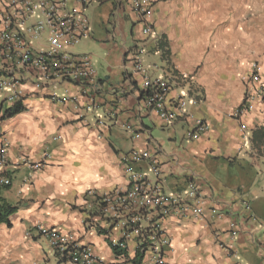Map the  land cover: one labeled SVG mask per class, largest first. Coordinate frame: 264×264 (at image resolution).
<instances>
[{
	"label": "crops",
	"instance_id": "0c3cea01",
	"mask_svg": "<svg viewBox=\"0 0 264 264\" xmlns=\"http://www.w3.org/2000/svg\"><path fill=\"white\" fill-rule=\"evenodd\" d=\"M149 1V36L129 12L130 0H105L86 9L90 35L73 52L85 54L79 49L83 43L99 44L100 55L85 54L97 75L95 91L44 84L34 72L13 68L19 99L8 104V92L0 91V142L7 144L8 165L3 176L11 182L0 188V197L16 210L9 226L0 224V264H65L38 236L36 226L69 234L107 264H136L132 242L125 259L116 258L110 245L119 232L111 230L105 237L107 226L89 208L88 196L126 189L121 157L136 150L154 154L168 196L196 182L205 198L202 218L172 217L163 223L170 238L164 264H264V236L250 218L264 220V0ZM107 5V16L96 15ZM3 6L0 0V15ZM45 42L43 35L30 45L43 52ZM140 43L149 76L168 84L170 121L143 106L140 77L131 71ZM4 65L0 56V70ZM253 66L263 99L249 101L248 111L236 119L233 111L253 88L247 82ZM52 95L68 99L53 101ZM15 103L22 111L3 118ZM197 120L208 130L187 140L185 134ZM20 160L41 167L30 171ZM131 166L152 178L146 162ZM234 166L241 176L248 172L249 179L233 176ZM231 221L237 228L233 240ZM89 222L94 229L86 228ZM137 264L153 263L145 255Z\"/></svg>",
	"mask_w": 264,
	"mask_h": 264
},
{
	"label": "built area",
	"instance_id": "2783aa9c",
	"mask_svg": "<svg viewBox=\"0 0 264 264\" xmlns=\"http://www.w3.org/2000/svg\"><path fill=\"white\" fill-rule=\"evenodd\" d=\"M105 0H4L0 15V56L5 65L0 70V91L6 90V102L11 104L19 99L18 82L13 78V68L20 66L28 72H34L38 82L51 84L62 82L81 88L84 93L95 91L99 87L97 75L93 69L91 58L85 54H75L74 48L90 35V25L86 9L93 3ZM73 3L74 8H69ZM129 12L142 25V34L149 36L151 17L149 0H130ZM35 18L32 25L27 23ZM45 35L46 50L36 52L30 42L40 40ZM27 39L29 41H27ZM145 52L142 43L136 46L131 57V71L140 77L141 100L143 106L156 114L163 121L174 118L165 109L168 84L162 79L149 76L148 69L143 65L141 57ZM3 73V74H2ZM247 82L252 85L243 104L233 111L236 119L241 118L249 108V101L263 99V87L258 68L253 66ZM67 97L51 96L53 101H65ZM183 105V103H181ZM264 128V125H263ZM208 130V125L202 121H195L186 132L185 138H197ZM7 144L0 142V188L10 185L9 178L3 176L8 168L5 151ZM264 153V144H263ZM127 175L128 187L117 189L109 193L99 194L88 192L91 199L89 208L95 211L107 227L104 233L109 239L111 230L119 232V238L112 241L118 260H124L132 242L133 259L137 253L148 256L153 264H164L163 252L170 245L163 223L175 217L177 219H200L204 215L205 198L201 187L196 182H190L181 192L168 196L165 193L162 173L154 154L147 151H131L122 155ZM146 162L152 178L142 172L135 171L132 164ZM18 163L30 171L38 170L41 165L31 164L25 160ZM17 163V164H18ZM16 164V166H17ZM247 212L249 204H244ZM251 220L258 222L264 236V220L259 221L250 215ZM88 230L94 229L93 223L86 224ZM229 238L236 237V224L229 223ZM49 246L51 253L65 264H107L94 253L90 246H83L64 232L44 226L35 228ZM112 250V248H111ZM124 262V261H121ZM117 264V263H112Z\"/></svg>",
	"mask_w": 264,
	"mask_h": 264
},
{
	"label": "trees",
	"instance_id": "16d2710c",
	"mask_svg": "<svg viewBox=\"0 0 264 264\" xmlns=\"http://www.w3.org/2000/svg\"><path fill=\"white\" fill-rule=\"evenodd\" d=\"M22 111V108L20 107L19 104L15 103L14 104V107L8 109V110H5L3 112V115L2 117H11L19 112ZM15 208L9 206L1 197H0V224H5L7 226H9V221H8V218L14 214L15 212ZM114 254H116L117 252L115 251V249L113 247H111ZM142 258V255L137 253V255L135 256V260H134V263H138L140 262Z\"/></svg>",
	"mask_w": 264,
	"mask_h": 264
},
{
	"label": "rangeland",
	"instance_id": "374dc122",
	"mask_svg": "<svg viewBox=\"0 0 264 264\" xmlns=\"http://www.w3.org/2000/svg\"><path fill=\"white\" fill-rule=\"evenodd\" d=\"M109 7L110 6L107 5V6H104L100 9L96 10V15L98 14L100 17L107 16V12L109 11ZM79 49L82 50L85 54H92L93 55V53L98 51V49H100V47H99V44L97 42L90 41L89 43H83ZM98 55H100V54H98ZM93 58H94L93 60L95 61L96 60L95 56H93ZM232 168L233 169H231V172H232L233 176H236L237 178L240 176L243 180H246L242 177L244 175L245 178L249 179L248 172H246V175L244 173H242V176H241V172H240V170H238V167L234 166Z\"/></svg>",
	"mask_w": 264,
	"mask_h": 264
}]
</instances>
